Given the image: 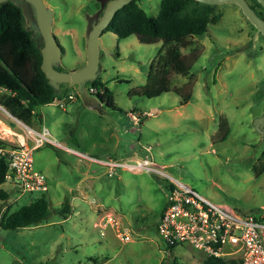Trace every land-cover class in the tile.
Here are the masks:
<instances>
[{"label":"rangeland","instance_id":"1","mask_svg":"<svg viewBox=\"0 0 264 264\" xmlns=\"http://www.w3.org/2000/svg\"><path fill=\"white\" fill-rule=\"evenodd\" d=\"M159 1L135 0L150 16ZM45 2L53 10L51 30L63 50L61 63L78 65L83 60L82 12H93L96 4ZM247 2L257 14L262 11L255 0ZM213 12L219 13L217 22L200 36L141 43L134 35L119 39L109 31L100 34L113 55L101 58L98 76L118 108V130L107 117L80 112L75 87L68 84L52 102L34 106L27 126H44L64 147L95 157L82 158L47 143L32 152L33 169L46 179L48 214L34 225L0 228V264H203L204 256L186 244L167 254L156 232L169 178L136 169L109 173L96 160L104 156L125 163L146 156L167 176L240 216L264 212V133L252 127L253 118L264 110V41L254 37L236 5H214ZM195 47L199 54L191 66L173 69L174 54L182 56ZM221 119L228 134L213 141ZM3 128L21 132L19 123L0 109L1 135ZM0 189L9 193L0 197V206L10 202L15 208L35 196L4 183ZM80 190L86 198L74 196ZM63 202L70 206L65 219L57 213ZM104 219L110 223L101 229ZM122 228L129 241L117 238Z\"/></svg>","mask_w":264,"mask_h":264},{"label":"trees","instance_id":"2","mask_svg":"<svg viewBox=\"0 0 264 264\" xmlns=\"http://www.w3.org/2000/svg\"><path fill=\"white\" fill-rule=\"evenodd\" d=\"M261 16H264V13ZM218 18L219 13L213 12V6L194 0H160L154 16L146 14L135 0H132L114 12L102 32L109 31L119 39L134 35L141 43L171 41L185 36L203 35L207 25L217 22ZM29 33L30 31L23 28L20 9L10 2L2 4L0 6V106L13 118L26 125L35 116L34 106L48 104L55 97L39 68L41 58ZM198 54L197 47L191 48L189 53L182 56L175 53L173 60L175 59L177 64L173 69H179V65L185 69L189 68ZM91 86L95 88V94L108 107L118 111L111 92L99 76L91 83ZM190 86L191 84L187 85L184 99H188ZM160 88L165 89L164 86ZM228 131L226 120L221 119L211 140H224ZM5 172V161L0 159V184L3 182ZM168 187L169 185L167 189ZM8 196V193L0 189L1 198ZM69 212L70 206L66 202L61 203L57 208L61 219H65ZM47 214V199L45 193H41L18 207L13 208L8 205L0 219V228L16 230L34 225L43 220ZM171 248H165L167 254ZM234 262L236 261L233 259L214 257H204L202 260L203 264Z\"/></svg>","mask_w":264,"mask_h":264},{"label":"built area","instance_id":"3","mask_svg":"<svg viewBox=\"0 0 264 264\" xmlns=\"http://www.w3.org/2000/svg\"><path fill=\"white\" fill-rule=\"evenodd\" d=\"M88 91L95 93V88L89 86ZM57 105L61 106V103ZM0 109L8 114L4 108ZM131 117L137 121L136 117ZM15 122L19 123L21 132L3 128L5 133H0V159L6 165L2 183L8 184L20 194L37 196L45 193L47 183L44 175L32 167V151L44 143L57 147L60 145L50 137L46 127L41 126L37 130L20 121ZM69 151L92 159L76 151ZM98 162L106 166L109 173L114 168H124L144 170L169 178L165 204L156 224V232L165 248L186 244L206 258L233 259L236 264H264V212L255 216H240L232 209L211 202L189 186L167 176L146 156L133 163L113 160ZM10 204L0 206V219ZM108 223L110 220L104 219L100 228L103 229ZM117 238L122 242L129 241L127 229L117 231Z\"/></svg>","mask_w":264,"mask_h":264},{"label":"water","instance_id":"4","mask_svg":"<svg viewBox=\"0 0 264 264\" xmlns=\"http://www.w3.org/2000/svg\"><path fill=\"white\" fill-rule=\"evenodd\" d=\"M132 0H93L96 9L88 13L83 10L85 22L83 33V60L76 66L67 68L61 63V46L52 33L53 10L45 0H0V6L10 2L20 9L23 17V28L30 31L29 37L41 58L39 68L44 79L52 89L54 96L59 94L61 86L66 84L75 87L78 97L76 108L81 111H92L107 117L116 125L117 110L108 107L97 94L90 93L88 87L102 70L101 58L111 54L101 43L100 34L108 25L114 12ZM205 5L234 4L253 27V35L264 41V17L257 14L247 0H194ZM264 13V0H255ZM15 119V118H14ZM18 121L17 119H15ZM252 127L264 133V110L253 118Z\"/></svg>","mask_w":264,"mask_h":264},{"label":"crops","instance_id":"5","mask_svg":"<svg viewBox=\"0 0 264 264\" xmlns=\"http://www.w3.org/2000/svg\"><path fill=\"white\" fill-rule=\"evenodd\" d=\"M78 103V99H76V104ZM62 110H63V108H62ZM65 111V110H64ZM81 112H90V113H93V114H96L95 112H92V111H81ZM97 116H100V118H106V117H104V116H101V115H98L97 114ZM131 117V116H130ZM131 119H132V117H131ZM133 120V119H132ZM37 121H41V120H39V119H37ZM133 122H135V120H133ZM116 125L117 126H115L116 128V130H118L117 128H119V126H121V120H120V118L119 117H117L116 118ZM59 147L60 148H63V149H65V150H67V151H69V150H73V151H76V152H78V153H80V154H82V155H86V156H88L85 152H83V151H77V150H74V149H72V148H69V147H64L63 145H61L60 143H59ZM34 151V150H33ZM32 151V152H33ZM70 152V151H69ZM74 154V153H73ZM76 155V154H75ZM78 156V155H77ZM81 157V156H80ZM89 157V156H88ZM93 157H95V156H91L90 158H93ZM106 159L105 160H107V159H109V157L107 158V156H104ZM82 158H85V157H82ZM95 159V158H94ZM96 160H98V161H101V160H104V159H102V158H97ZM75 197H78V198H82V199H84V198H86V194H85V192L83 191V190H80L79 191V193H77V194H75L74 195ZM161 212V211H160ZM232 264H236V262H234V263H232Z\"/></svg>","mask_w":264,"mask_h":264},{"label":"flooded vegetation","instance_id":"6","mask_svg":"<svg viewBox=\"0 0 264 264\" xmlns=\"http://www.w3.org/2000/svg\"><path fill=\"white\" fill-rule=\"evenodd\" d=\"M95 6H96V5H95ZM96 7H97V6H96ZM259 14H260V15H262V13H261V12H259ZM261 17L263 18L264 16H261Z\"/></svg>","mask_w":264,"mask_h":264}]
</instances>
